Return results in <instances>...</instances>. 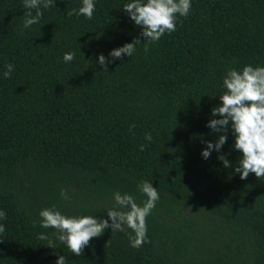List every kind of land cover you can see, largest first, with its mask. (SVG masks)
<instances>
[{"label": "trees", "instance_id": "trees-1", "mask_svg": "<svg viewBox=\"0 0 264 264\" xmlns=\"http://www.w3.org/2000/svg\"><path fill=\"white\" fill-rule=\"evenodd\" d=\"M128 2L95 0L88 20L67 15L82 0H56L25 29L23 0H0V264H56L61 255L66 264H264V180L235 173L242 153L231 130L220 153L201 155L218 140L207 124L218 118L211 112L226 71L264 66V0H191L176 31L105 72L100 54L146 42L122 8ZM69 51L76 56L65 63ZM142 180L160 199L147 217L151 242L140 248L130 246V229L109 228L77 257L55 229L40 227V210L54 205L107 218L117 190L142 204Z\"/></svg>", "mask_w": 264, "mask_h": 264}, {"label": "clouds", "instance_id": "clouds-1", "mask_svg": "<svg viewBox=\"0 0 264 264\" xmlns=\"http://www.w3.org/2000/svg\"><path fill=\"white\" fill-rule=\"evenodd\" d=\"M56 0H23L25 29L32 25L39 24L44 10L55 7ZM125 13L135 25L142 29L140 36L146 42L141 43L140 38L134 39L121 47L113 49L106 58L99 55L98 63L103 66V71L108 72V65L117 59H123L124 55L132 57L136 52V46L143 44L145 54L148 53L150 45L159 42L166 33L176 31L177 18L187 17L190 14L191 0H130L122 6ZM35 10V15H33ZM96 10L95 0H82V6L67 11L69 17L84 16L91 20ZM76 56L74 51L65 52L63 61L71 63ZM3 72L5 79L10 78L14 65H5ZM225 91L219 96L221 105L212 109V117L207 127L213 134L218 135L216 142L205 141L206 148L202 151L203 159L211 157L213 151L220 153L228 140V133L231 130L234 139V149L242 153L238 164L235 166V173L240 175L241 180H246L250 174H255L258 180H264V66L246 65L242 70L229 68L223 78ZM135 125H130V131ZM144 139L151 142V132L145 134ZM146 144L139 146L144 151ZM224 168H233V164L226 155H219ZM139 191L147 197L142 204H138L136 198L130 193H121L119 190L112 193L114 205L107 209V218H100L92 215L69 216L63 214L54 205L43 208L39 212L40 227L44 229H55L53 235L61 243L65 244L75 256H83L84 250L90 245L93 238L101 237L105 230L111 228L115 232H128L130 246L140 248L144 243H150L148 238L147 217L151 215L159 201L158 188L153 183L142 180L137 185ZM68 189L61 188L60 196L69 200ZM7 213L0 210V220H6ZM111 220V224L109 223ZM6 228L0 224V234ZM40 240H47V233H40L37 236ZM111 239L106 246L110 244ZM56 248L54 243L47 245ZM65 255L59 256L56 264H66Z\"/></svg>", "mask_w": 264, "mask_h": 264}]
</instances>
